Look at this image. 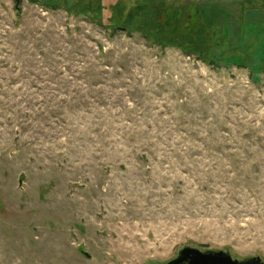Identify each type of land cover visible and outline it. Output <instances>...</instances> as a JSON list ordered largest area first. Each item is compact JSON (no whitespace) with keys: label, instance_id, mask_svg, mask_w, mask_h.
I'll use <instances>...</instances> for the list:
<instances>
[{"label":"rangeland","instance_id":"obj_1","mask_svg":"<svg viewBox=\"0 0 264 264\" xmlns=\"http://www.w3.org/2000/svg\"><path fill=\"white\" fill-rule=\"evenodd\" d=\"M211 1L0 0V264L264 258V0Z\"/></svg>","mask_w":264,"mask_h":264},{"label":"flooded vegetation","instance_id":"obj_2","mask_svg":"<svg viewBox=\"0 0 264 264\" xmlns=\"http://www.w3.org/2000/svg\"><path fill=\"white\" fill-rule=\"evenodd\" d=\"M186 248H193V247H186ZM183 249H185V248H183ZM183 249L178 251L176 257L174 259H172V261L176 260L177 264H193L194 258H195L194 254L192 252L184 254L185 252H183ZM207 251L208 250H200V252H202V253H205ZM224 252L226 253L227 256L228 255L231 256L232 260H230L229 257L227 258L226 256H224V257H222V259L220 261H218L214 264H264V258L257 257V255L255 257H251V258H243V257L238 258V257L232 255L231 252H229V251H224Z\"/></svg>","mask_w":264,"mask_h":264},{"label":"water","instance_id":"obj_3","mask_svg":"<svg viewBox=\"0 0 264 264\" xmlns=\"http://www.w3.org/2000/svg\"><path fill=\"white\" fill-rule=\"evenodd\" d=\"M183 252H185L184 254L190 252L194 254L195 258L193 264H214L220 261L224 256H226L227 258L229 257V259L232 260L231 256H227L224 251H207L205 253H202L198 249L185 248L183 249ZM167 264H177V261L174 260Z\"/></svg>","mask_w":264,"mask_h":264},{"label":"trees","instance_id":"obj_4","mask_svg":"<svg viewBox=\"0 0 264 264\" xmlns=\"http://www.w3.org/2000/svg\"><path fill=\"white\" fill-rule=\"evenodd\" d=\"M216 2L218 3L217 0H213V1H211V4H216ZM151 11L154 12L155 10L152 9ZM159 12H160L159 10H157V12H156V11L154 12V13H155V17L158 15ZM245 12H246V10H245ZM147 13H149V12H147ZM199 15H200L201 22L206 23V22L204 21L205 18L202 16V14H199ZM155 17H153V19H152V27H154V28H152V30H153L152 32L157 34V33H158L159 31H161V30H160V26H159L160 23L158 24L157 19H156ZM155 27H158V28L156 29ZM195 32H196V31H195ZM197 32H198V34H200V37L203 36V35H202V34H203V33H202V32H203V28H201V29L199 28V29L197 30ZM197 32H196V33H197ZM192 34H193V33H192ZM192 34H189V35L191 36Z\"/></svg>","mask_w":264,"mask_h":264},{"label":"crops","instance_id":"obj_5","mask_svg":"<svg viewBox=\"0 0 264 264\" xmlns=\"http://www.w3.org/2000/svg\"><path fill=\"white\" fill-rule=\"evenodd\" d=\"M202 2H204V1H202ZM205 3V2H204ZM206 3H208V1H206ZM207 11V10H206Z\"/></svg>","mask_w":264,"mask_h":264}]
</instances>
